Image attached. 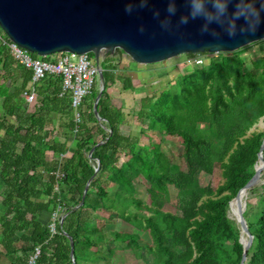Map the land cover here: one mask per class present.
Segmentation results:
<instances>
[{
	"label": "trees",
	"instance_id": "16d2710c",
	"mask_svg": "<svg viewBox=\"0 0 264 264\" xmlns=\"http://www.w3.org/2000/svg\"><path fill=\"white\" fill-rule=\"evenodd\" d=\"M244 48L194 66L173 88L141 98L137 117L140 131L149 134L146 142L122 132L124 113L112 104L106 90L114 83L116 64L113 58H104V89L97 104L103 121L92 110L98 92L94 85L84 98L83 121L71 154L60 158L69 148L67 140L74 128L70 94H60L62 75L47 73L36 87L37 101L27 104L21 92L32 70L0 43V264L1 256L8 264H27L35 245L40 246L36 264H73L68 235L74 241L76 264L89 257L106 259L117 238L139 255L144 231L151 239L154 264H238L243 245L238 225L228 216V203L253 175L264 137V130L246 135L264 115V50L246 62L241 56ZM122 84L132 88L131 78L124 77ZM51 112L60 113L64 127L53 138L46 131L54 117ZM88 122L96 125V133ZM165 135L181 139L184 169L163 148ZM97 160L99 168L83 204L75 208ZM215 163L222 182L215 187L202 184L201 175L211 174ZM138 178L147 183L145 201L136 196ZM107 181L115 184L114 190L106 189ZM169 186L176 189L174 212L165 209L171 199ZM261 188L257 203L246 201L243 212L253 235L245 264H264V183ZM131 205L151 214L139 217L128 210ZM58 207L65 216L61 224L60 218L56 221L52 233L50 218L42 220L40 215L47 211L51 216ZM100 210L111 211L127 223L136 221L137 231L110 232V245L102 249L106 235L92 220Z\"/></svg>",
	"mask_w": 264,
	"mask_h": 264
},
{
	"label": "water",
	"instance_id": "95a60500",
	"mask_svg": "<svg viewBox=\"0 0 264 264\" xmlns=\"http://www.w3.org/2000/svg\"><path fill=\"white\" fill-rule=\"evenodd\" d=\"M0 29L18 46L39 56L93 52L98 92L92 110L101 122L97 109L104 89L101 50L117 49L119 56L128 54L139 63L159 62L180 53L232 52L264 38V0H0ZM263 148L264 137L253 175L228 203L230 207L236 202L234 220L243 245L238 264H245L253 239L243 215L246 199L242 194L261 181ZM98 168L97 160L75 208L83 204ZM68 238L70 257L76 264L74 241Z\"/></svg>",
	"mask_w": 264,
	"mask_h": 264
},
{
	"label": "rangeland",
	"instance_id": "374dc122",
	"mask_svg": "<svg viewBox=\"0 0 264 264\" xmlns=\"http://www.w3.org/2000/svg\"><path fill=\"white\" fill-rule=\"evenodd\" d=\"M243 47L245 48L242 50L241 56L246 62L251 59H256L260 56L261 51L264 50V38L249 43ZM228 52L230 51H205L201 52L204 54L194 53L193 56H190L189 53H180L159 62L139 63L134 61L128 54L123 53L119 56L117 49L101 50L99 52L100 66L103 59L109 57L113 58V62L116 64V69L114 71V83L109 84L106 90L110 95L112 104L116 108L121 109L124 113L125 121L123 122L124 125L122 127V132L129 135H139L142 137V140L146 142L148 140L147 137L149 134L142 133L140 131L142 124L137 117L140 99L145 96L157 95L163 89L173 88L176 84V80L183 74L190 71L194 66H203L220 60L222 56ZM91 53L92 57L94 58V53ZM50 55L46 56L49 58ZM37 56L40 58L45 57L39 55ZM126 76L131 78L132 88H123L122 79ZM95 85L98 87L97 77H95ZM144 122H147V120ZM88 124H92V126L95 125L93 122H88ZM258 130H264V115L248 130L246 135L252 131ZM162 146L166 150L170 159L177 163L182 169H184L185 164L181 156V139L178 136L165 135L162 139ZM200 179L202 184L209 183L213 187L221 183L223 179L219 164L215 163L213 172L209 175H201ZM134 181L136 185V196L145 201L147 197V183L139 178L135 179ZM262 182L264 183V178L261 176V181L254 186V191H249L246 201L253 205L257 203L258 193L262 189ZM169 190L171 199L165 205V209L174 212L176 189L172 186H169ZM1 210L2 207L0 206V211ZM128 210L131 212H136L139 217H144L151 214L148 210L138 208L135 205H131ZM230 214L231 212L228 208V215L234 220V216H231ZM48 216L50 218V214H48ZM92 220L100 232L106 235V239H104L101 244L102 249L104 250L110 245L108 241L110 238H112L110 232L137 231V228L135 227L136 221L132 220L129 223L124 222L111 211L109 213L101 210L97 211L92 214ZM139 245V255H137L126 245V242L123 239L117 238L112 243V255L106 257V259L95 260L93 257H89L87 260H80L79 262L81 264H104L105 261L107 264H154L153 256L150 253L151 239L147 231L141 233L139 237ZM91 250H94V248L91 247ZM90 254L93 255L91 252L89 255ZM4 262L7 263L8 261L4 256H1V263L5 264Z\"/></svg>",
	"mask_w": 264,
	"mask_h": 264
},
{
	"label": "built area",
	"instance_id": "2783aa9c",
	"mask_svg": "<svg viewBox=\"0 0 264 264\" xmlns=\"http://www.w3.org/2000/svg\"><path fill=\"white\" fill-rule=\"evenodd\" d=\"M0 43L7 45L13 56L24 67L32 70L31 79L21 92L27 104L37 101L36 87L47 73L62 75L60 94H70V107L74 122L72 134L75 137L83 121L84 98L91 93L95 85V77H97L95 58L88 53L71 52L53 53L47 60L33 57L28 50L18 46L5 36L3 30H0ZM64 156H66L65 152L59 154L60 158ZM55 174L62 175L59 171H56ZM59 218H61L60 207L51 212L48 226L52 233L56 231V221H59ZM39 254L40 246L35 245L29 254L27 264H36Z\"/></svg>",
	"mask_w": 264,
	"mask_h": 264
},
{
	"label": "crops",
	"instance_id": "0c3cea01",
	"mask_svg": "<svg viewBox=\"0 0 264 264\" xmlns=\"http://www.w3.org/2000/svg\"><path fill=\"white\" fill-rule=\"evenodd\" d=\"M38 99V98H37ZM48 109L52 110L53 107L51 105L48 106ZM51 114L54 116L52 117V121H50L48 123V125L46 126V131L49 132V137L50 138H53V134H56V135H61L64 127L61 125L60 123V113H57V112H51ZM92 128H93V131L95 132L97 130V127L96 125H93L92 124L90 125ZM96 133V132H95ZM98 137V136H95V138ZM75 140V137L72 135L68 140H67V145H68V149L65 150V154L66 156H69L71 154V151H70V148H72L74 146V141ZM3 187V181L0 179V191ZM106 189L109 190V191H112L115 189V184L111 181H107L106 183ZM1 195H0V202H1ZM0 206L2 207L1 203H0ZM48 214H50V212H43L41 215H40V219L42 220H48L49 216ZM48 217V218H47ZM0 250L3 251V248L2 246H0ZM5 257V256H4ZM6 258V257H5ZM7 259V258H6ZM8 261V260H7ZM5 263V262H4ZM5 264H8L5 263Z\"/></svg>",
	"mask_w": 264,
	"mask_h": 264
},
{
	"label": "bare ground",
	"instance_id": "6f19581e",
	"mask_svg": "<svg viewBox=\"0 0 264 264\" xmlns=\"http://www.w3.org/2000/svg\"><path fill=\"white\" fill-rule=\"evenodd\" d=\"M263 183V182H262ZM262 185V184H261ZM248 193H249V190H246L245 193L242 194V199L243 201H245L246 197L248 196ZM230 212H231V216H234L233 218H235V215H236V202L235 200H233L231 203H230Z\"/></svg>",
	"mask_w": 264,
	"mask_h": 264
}]
</instances>
